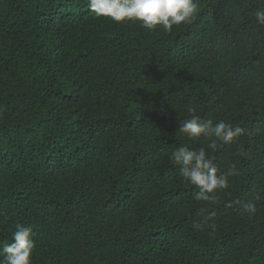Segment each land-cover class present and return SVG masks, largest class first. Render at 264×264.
I'll return each instance as SVG.
<instances>
[{"label": "trees", "instance_id": "16d2710c", "mask_svg": "<svg viewBox=\"0 0 264 264\" xmlns=\"http://www.w3.org/2000/svg\"><path fill=\"white\" fill-rule=\"evenodd\" d=\"M196 4L169 32L0 0V241L31 226L32 264H264V0ZM189 108L244 129L212 153L237 170L214 202L170 160L209 143Z\"/></svg>", "mask_w": 264, "mask_h": 264}, {"label": "clouds", "instance_id": "9594fccd", "mask_svg": "<svg viewBox=\"0 0 264 264\" xmlns=\"http://www.w3.org/2000/svg\"><path fill=\"white\" fill-rule=\"evenodd\" d=\"M87 7L96 16L109 17L117 23L138 20L147 29L162 26L169 32L173 26L191 22L197 14L196 0H87ZM255 16L256 22L264 25V10H257ZM188 111L191 115L182 120L179 131L191 139L204 137L209 143L199 148L180 146L171 152L170 160L180 166V175L198 189L194 193L197 201L214 202L218 190L229 188L228 178L236 175L237 170L232 166L227 172L219 171L212 153L217 150L218 143L234 142L244 134V129L225 121L214 123L197 115L195 108ZM256 198L261 199L260 196ZM255 211V203L243 204V212L253 214ZM212 215H205L204 223L215 229ZM34 235L31 226L17 224L10 242L0 241V264H32Z\"/></svg>", "mask_w": 264, "mask_h": 264}]
</instances>
